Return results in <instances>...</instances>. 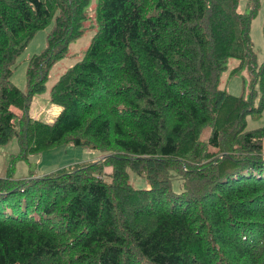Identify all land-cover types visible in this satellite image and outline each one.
Wrapping results in <instances>:
<instances>
[{"label": "trees", "instance_id": "obj_1", "mask_svg": "<svg viewBox=\"0 0 264 264\" xmlns=\"http://www.w3.org/2000/svg\"><path fill=\"white\" fill-rule=\"evenodd\" d=\"M88 3L0 0V148L15 140L13 160L60 145L103 157L0 177V264H264V127L246 130L264 111L259 0L248 14L240 0H97L81 62L50 89L60 112L34 120L33 98L82 35ZM51 23L22 92L12 67ZM229 59L258 86L248 99L219 89Z\"/></svg>", "mask_w": 264, "mask_h": 264}, {"label": "rangeland", "instance_id": "obj_2", "mask_svg": "<svg viewBox=\"0 0 264 264\" xmlns=\"http://www.w3.org/2000/svg\"><path fill=\"white\" fill-rule=\"evenodd\" d=\"M249 2L250 0H240L239 10L248 14ZM96 3L97 0H89L87 6L88 20L83 24L82 35L71 42L65 57L57 62L50 70L45 85V92L33 98L34 105L31 104L29 113L32 119L41 122L53 119L54 115L52 113H46V111L50 110L51 106H54L49 101L50 89L61 75L72 68L75 64L81 62L84 53L97 30V25L94 19ZM259 4V12L253 20L251 27V40L253 42V50L257 66L262 62L264 56V39L262 33L264 25V0H259ZM52 25L53 23L36 32L33 38L27 43L23 52L17 57L15 64L12 67L10 82L22 92L26 91V70L28 61L32 56L37 55L44 50L46 47V38L52 29ZM238 66V60L229 59L226 62L225 70L220 77L219 89L226 91L230 95L242 96L243 98L248 99L252 89L254 87L257 89L258 86L250 84L251 77L247 65L245 64L242 68L233 71ZM11 110L17 115L20 114V112L14 108H11ZM43 113L49 116V118L44 119ZM260 127H264V111L258 121L254 122L247 119L246 130L250 131ZM7 146V149H3L0 152V177H6L9 169L11 170V166L13 165L11 176L15 180L29 179L34 175L43 176L75 164L97 163L103 159L102 155L96 151L71 145H60L42 153L30 155L26 160H13L19 150L16 141H11ZM111 171V166L107 165L103 168V174L106 178H108ZM127 172L129 175V182L133 188L144 189L146 187L143 178L129 169Z\"/></svg>", "mask_w": 264, "mask_h": 264}, {"label": "crops", "instance_id": "obj_3", "mask_svg": "<svg viewBox=\"0 0 264 264\" xmlns=\"http://www.w3.org/2000/svg\"><path fill=\"white\" fill-rule=\"evenodd\" d=\"M32 104L34 105V101H32ZM60 108L59 107H55V106H51L50 107V110L46 111V113H52L54 116H53V119L50 120V121H44V123H48V124H51L53 122V120L55 119V117L58 115V113L60 112ZM43 117L44 119H47L49 118V116H47L46 114L43 113ZM8 146L6 147H3V148H0V152L3 150V149H7ZM39 175H34V177H38Z\"/></svg>", "mask_w": 264, "mask_h": 264}]
</instances>
